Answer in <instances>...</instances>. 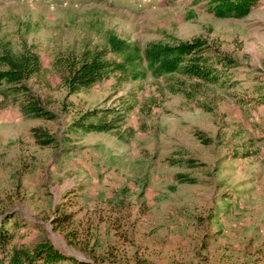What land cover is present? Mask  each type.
I'll use <instances>...</instances> for the list:
<instances>
[{
  "label": "rangeland",
  "instance_id": "obj_1",
  "mask_svg": "<svg viewBox=\"0 0 264 264\" xmlns=\"http://www.w3.org/2000/svg\"><path fill=\"white\" fill-rule=\"evenodd\" d=\"M108 32L142 50L202 38L234 59L232 78L148 70L69 94L56 58L104 49ZM24 46L43 63L30 95L57 118L25 116L0 93V221L15 215L4 227L16 241L92 264H264V0L241 19L196 0H0V50ZM127 104L122 137L71 129L84 111ZM37 127L56 140L39 144Z\"/></svg>",
  "mask_w": 264,
  "mask_h": 264
},
{
  "label": "trees",
  "instance_id": "obj_2",
  "mask_svg": "<svg viewBox=\"0 0 264 264\" xmlns=\"http://www.w3.org/2000/svg\"><path fill=\"white\" fill-rule=\"evenodd\" d=\"M202 1L219 18L241 19L248 16L260 0H196ZM235 64L232 57L211 48L206 40L199 37L172 44L150 42L142 50L108 32L104 49L81 53L69 51L56 58L54 67L68 93L77 94L92 89L111 75L115 74L118 81L125 82L145 78L148 70L157 77L171 75L172 78L184 77L205 84H223L232 78L231 70ZM42 69L41 56L30 48L24 46L20 52L6 48L0 50V93L4 102L19 106L25 116L54 120L57 115L35 100L26 84ZM130 110V104L124 109L108 107L87 110L74 119L70 126L85 133L114 132L122 137L121 128L126 125ZM262 131L264 133V127ZM33 133L41 145H50L56 140L40 127L34 128ZM197 135L204 144H210V139L201 133ZM186 162L191 168L197 167L192 159ZM175 180L180 184L197 182L184 173H177ZM70 215L66 212L58 214L54 224L57 226L68 222ZM12 219H15V215L0 221V264H92L66 255L47 239L29 245L20 244L16 241L13 229L4 227Z\"/></svg>",
  "mask_w": 264,
  "mask_h": 264
}]
</instances>
